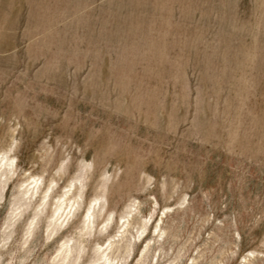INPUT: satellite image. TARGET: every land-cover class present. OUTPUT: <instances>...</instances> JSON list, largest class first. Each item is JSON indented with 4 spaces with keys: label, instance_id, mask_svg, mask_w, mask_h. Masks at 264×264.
Listing matches in <instances>:
<instances>
[{
    "label": "rangeland",
    "instance_id": "rangeland-1",
    "mask_svg": "<svg viewBox=\"0 0 264 264\" xmlns=\"http://www.w3.org/2000/svg\"><path fill=\"white\" fill-rule=\"evenodd\" d=\"M7 158L0 264H264V0H0Z\"/></svg>",
    "mask_w": 264,
    "mask_h": 264
},
{
    "label": "bare ground",
    "instance_id": "bare-ground-1",
    "mask_svg": "<svg viewBox=\"0 0 264 264\" xmlns=\"http://www.w3.org/2000/svg\"><path fill=\"white\" fill-rule=\"evenodd\" d=\"M3 162V161H2ZM1 162V163H2ZM13 165L11 163V159H6V162L4 163V165L2 167H0V171L4 168V170L6 169H10L12 168ZM35 186L34 187H31L32 185H29L27 188H26V192H25V195H29L31 194L32 197H34L35 194H37V192L39 191V185L37 182H34ZM50 191V190H49ZM48 190L47 191H44L42 193V197H41V200L42 202L44 203L45 200L48 198ZM67 195L68 193H66L65 197H63L62 199H60L58 201V204L56 206V211H55V217L57 216L58 219L57 221H61L62 218L66 215V211L68 209H70L69 213L67 214L66 216V219H68L70 217V215H72L73 213V208H74V203H71L72 202V198H67ZM40 197V196H39ZM92 211V207L88 210V214L86 215L85 217V223H87L88 225H91L92 224V214H90V212ZM86 224V225H87ZM128 224V222H126L123 227H125L126 225ZM128 226V225H127ZM126 229H124V233L127 232V227H125ZM123 233V234H124ZM115 247L114 244H110L109 245V248L105 251V253L103 254L104 255V258L106 259V263H110V258H109V255L107 254L108 251L112 250L113 248ZM63 254H68V249L67 248H64L62 250ZM60 253V252H59Z\"/></svg>",
    "mask_w": 264,
    "mask_h": 264
}]
</instances>
